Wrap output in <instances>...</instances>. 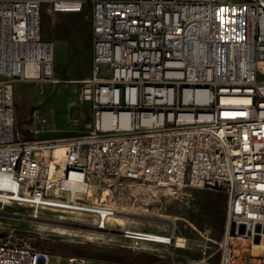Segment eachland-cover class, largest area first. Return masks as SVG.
<instances>
[{"label":"built area","instance_id":"built-area-1","mask_svg":"<svg viewBox=\"0 0 264 264\" xmlns=\"http://www.w3.org/2000/svg\"><path fill=\"white\" fill-rule=\"evenodd\" d=\"M91 1L94 119L86 133L59 141L18 136L8 101L13 83L53 75L43 0H0V210L22 204L37 213V198L58 195L97 230L117 227L139 247L169 245L172 231L122 229L102 185L124 178L155 196L217 189L227 194L217 264H264V0ZM84 5L52 0L60 12ZM51 258L24 243L0 248V264Z\"/></svg>","mask_w":264,"mask_h":264},{"label":"rangeland","instance_id":"rangeland-1","mask_svg":"<svg viewBox=\"0 0 264 264\" xmlns=\"http://www.w3.org/2000/svg\"><path fill=\"white\" fill-rule=\"evenodd\" d=\"M42 6L43 34L55 42L53 75L45 82L13 83L8 101L18 136L63 141L86 133L94 119L87 97L93 70L92 1L85 0L82 11L71 13L55 11L52 0H43ZM109 183L99 192L119 206L127 228L172 231L186 238L185 245L135 246L117 227L96 234L90 231L95 226L82 215L44 208L34 217L35 209L22 204L0 210V241L45 250L53 264H71L69 257L84 259L85 264L219 263L227 206L224 191L186 186L178 194L155 196L134 191L124 178ZM71 227L73 233L64 232Z\"/></svg>","mask_w":264,"mask_h":264},{"label":"bare ground","instance_id":"bare-ground-1","mask_svg":"<svg viewBox=\"0 0 264 264\" xmlns=\"http://www.w3.org/2000/svg\"><path fill=\"white\" fill-rule=\"evenodd\" d=\"M66 13H68V12H66ZM69 13H71V12H69ZM234 100L243 101V100H246V99L245 98H234ZM63 153H64V147H63L62 144H60L55 150V153H54L55 154V158L57 160H59L62 157ZM37 207L45 208V209H56V210L70 212V204H62V202H58V195H49V198H37ZM94 213H95V206H88L87 207V214H94ZM33 216L34 217H39V212L34 213ZM59 220H61V219H59ZM125 220L122 217H119V216L115 219V221L119 225H121L122 229L127 228ZM113 228H114V226H110L106 230H112ZM106 230H97L95 228V229H92L90 231L92 233H96V234L109 233ZM74 231H75V228L71 227L69 231H64V232L73 233ZM185 242H186V238H184L182 236H179V235H176V239H175V244L176 245H185ZM4 247H5V242L0 241V248H4Z\"/></svg>","mask_w":264,"mask_h":264}]
</instances>
